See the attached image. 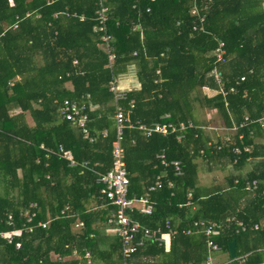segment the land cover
<instances>
[{"label": "trees", "instance_id": "1", "mask_svg": "<svg viewBox=\"0 0 264 264\" xmlns=\"http://www.w3.org/2000/svg\"><path fill=\"white\" fill-rule=\"evenodd\" d=\"M262 1L102 0L108 8L105 26L114 55L109 70L99 36L92 30L98 0H0V233L21 230L11 237V244L0 238V264H122L118 238L101 237L92 229L96 221L106 222L111 208L90 212L85 205L89 200L105 205L98 199L96 180L111 166L114 140L107 83L128 64L135 66L140 85L120 103L124 109L129 101L134 105V118L122 140L128 197L144 194L154 176L165 171L161 188L150 193L151 216L133 213L131 217L149 229L160 227L163 234L168 222L175 232L165 236V245L150 243L137 249L129 261L203 264L204 237L183 233L192 221L202 219L219 223L214 242L222 253L228 254L227 244L235 242V258L226 264H264V231L253 230V225L264 221V160L245 176L238 174L248 158L264 156V143H254L264 128L254 123L239 129L227 145L195 116L198 110L214 111L226 128L231 127L229 117L236 125L244 116L254 121L263 117ZM193 4L197 16L189 14ZM63 12L83 14L85 20L53 17ZM15 22V30H6ZM217 40L223 42L221 63L210 56ZM219 86L227 92V108L220 94H202L204 88L218 91ZM66 99L87 108V136L60 117L59 107ZM162 122L186 126L183 138L176 140L181 132L144 136L135 127ZM40 144L53 152L60 146L86 167H68L55 154L45 159ZM233 146L249 148L234 164ZM158 154H163L166 164L179 161L182 175L174 176L171 165L162 167ZM197 156L208 169L219 158H228L234 171L226 178V190L197 188ZM252 180L257 183L255 190L245 191L244 183ZM168 182L171 188H166ZM31 203L36 205L34 221L49 218V223L44 230L34 228L28 233L19 214ZM7 216H11L9 225ZM76 219L82 227L73 232ZM237 222L244 231L236 232ZM73 249L80 256L87 252L88 259L49 260L51 253L62 258Z\"/></svg>", "mask_w": 264, "mask_h": 264}, {"label": "built area", "instance_id": "2", "mask_svg": "<svg viewBox=\"0 0 264 264\" xmlns=\"http://www.w3.org/2000/svg\"><path fill=\"white\" fill-rule=\"evenodd\" d=\"M149 3L155 2V0H148ZM209 2V0H206ZM148 11V8H146ZM94 26L93 32L99 36V42L101 44V49L105 52L107 56V63L105 67L107 69H111L114 62V55L109 48L110 36L106 33L105 23L108 19V8L103 5L102 0H98L97 6L94 9ZM189 14L192 16L198 15V9L196 5L193 6L189 10ZM59 15H63L64 17H76L79 22L85 20V16L83 14L79 16H75V14L67 13H59L54 14L53 17L56 18ZM30 14H26L25 17H29ZM201 21L202 18H199ZM16 28V22L10 26V29ZM223 42L217 40V46L210 53V56L213 57L214 63H221L224 61L223 55ZM72 64L75 65L76 61H72ZM217 85H220L219 76L215 75ZM242 80V78H241ZM240 80V81H241ZM107 91L112 95V107L114 110L113 113V130H114V140L111 143V166L109 170H107L104 174L98 176L96 183L100 185V189L98 190V199L101 201H105V205L111 208V212L106 220V226L109 227L116 238H118L120 243V252L122 257V264H132L129 261L131 255L136 252L137 249L143 248L147 244L156 243L158 246L165 245L166 240L165 236L172 237L174 235V230L169 226L168 222L164 223V229L166 233L163 234L161 232V228L157 227L156 229H149L140 225L136 220H134L131 215L136 213L142 216H151L154 209V202L150 198V193L161 188V180L165 177V171L162 170L157 175L154 176L153 184L149 186L144 194L139 197H128V186L129 180L127 176V172L124 167L123 161V148H122V140H123V131L130 127L128 124L130 120H128V115L132 113L134 108L133 102L129 101L127 103V108L124 109L121 106V102L126 98L125 89L119 87L116 84L115 78H112L107 83ZM233 88H229V92H232ZM216 94H220L223 99L224 108H227V101L225 100V96L227 92L221 89L219 86ZM87 108L83 104H77L76 102L63 100L59 107V115L60 117L69 122L70 125L76 127L80 130V132L87 136L86 122H87ZM162 118H167V116H163ZM258 123L260 127L264 128V115L261 119L256 121L249 119L247 116H244L242 121L237 125L231 121V127H221V129L217 131H224V134L218 136H222V143H230V136L236 135L239 129L245 128L248 125ZM190 127L191 125L188 124ZM187 126V127H189ZM136 129L139 130L144 136H149L151 134H159L165 136L170 133H179L176 136V140L180 141L183 138L184 131L186 126L179 124L178 127L169 123H153L149 126L137 124ZM105 131H103L102 135H105ZM248 134L251 136L252 131L250 130ZM243 138L242 134L238 135V139L241 140ZM228 145V144H227ZM39 149L45 152L44 158L48 159L51 154H55L58 158L65 160L67 162L68 167H76L80 166L82 168L86 167V163H76L69 152L65 151L62 147L58 146L57 151L53 152L49 149H46L42 144L39 145ZM230 152L235 157L232 163H236L238 157L243 152H249V148L244 146L242 148L233 146L230 149ZM200 154H203L200 151ZM156 158L159 160V164L162 167L171 165L173 169L174 176H181L182 171L180 170L179 161H171L166 164L164 161L163 154H158ZM38 163V160H36ZM47 178V177H46ZM237 181L235 180L234 183ZM256 181L252 180L251 182L244 183V190L247 192L254 191L256 188ZM172 184L170 182L167 183L166 188H171ZM187 198H190V194L187 195ZM36 205L31 203L27 208L22 210L19 216L24 220L22 227L28 233H31L34 228H40L42 230L46 229L49 221H34L36 218V211L34 209ZM67 209V208H66ZM64 211V210H63ZM63 211L60 214H63ZM11 221V216H7V224L9 225ZM34 225H33V224ZM239 229L237 231H244L245 228L241 222L236 223ZM74 227L79 229L82 227V223L80 221H75ZM220 229L219 223L205 221L202 219L192 221L191 227L185 229L183 232L186 236H190L193 234H202L204 237V244L206 250V256L203 261V264H219L215 262L214 256L220 252L219 246L214 242V238L217 234V231ZM253 230H263L264 224H255L253 225ZM21 230L11 231L0 233V238L6 240L7 244H11V237L18 236ZM15 249L19 248V244L14 245ZM264 251V248L262 249ZM84 259H88V253L84 254ZM244 259L241 257L240 260ZM87 262V261H86Z\"/></svg>", "mask_w": 264, "mask_h": 264}, {"label": "crops", "instance_id": "3", "mask_svg": "<svg viewBox=\"0 0 264 264\" xmlns=\"http://www.w3.org/2000/svg\"><path fill=\"white\" fill-rule=\"evenodd\" d=\"M261 8L264 11V0L261 3ZM17 25V23H16ZM10 26L6 27V30L10 29ZM11 29V30H15ZM115 78L116 84L125 89L126 93L129 91H134V90H139L140 85L137 81L136 78V68L133 64H128L125 68V70L121 73H119ZM65 88L67 90H70V85L66 84ZM202 94H204L207 97H212L214 95H216V90H211V89H207L204 88L201 90ZM92 109H94L92 107ZM213 115H216V113L214 111H208V110H198L195 113V116L197 118V121L199 124H204L206 123V127L208 126V118L212 117ZM166 116V115H165ZM230 122L232 120L231 117H229ZM72 126V125H71ZM207 129V128H206ZM208 131H214L213 129H209ZM103 133V132H102ZM214 137H217V134L214 132ZM90 140V139H89ZM254 143L257 144H261L264 143V134L261 133V135H259V137H255L254 138ZM203 153V151H202ZM204 154V153H203ZM201 156H197V158L194 160V164L196 165V177H197V188H199L201 191H206L207 189H210V191H212V189L214 188H222L223 190H226L227 188V181L226 178L228 176V174H232L230 172H233V167L228 163V158L227 157H222L219 158L221 161H218V164H216V166L214 167H210V169H208V167L202 162V158H200ZM203 157V156H202ZM204 158V157H203ZM262 160H264V156H258L257 158H248L241 169L238 170V174H240L241 176H245V174H247L248 172H250L251 170L254 169V167L256 166V164L259 162H261ZM236 173V172H235ZM233 173V174H235ZM106 205L104 204H100V205H96V203L94 204V201L89 200L87 202V204L85 205L86 211H90V212H94V210H98V211H104V209H106ZM49 221V218L46 220ZM75 221H79L78 219H76ZM45 222V221H43ZM264 221L260 222L261 224ZM74 229V227H73ZM92 229H96V231L98 232L99 236L101 237H116L114 235V233L112 232V230L106 226V222L103 223V221H96L93 225H92ZM75 230V229H74ZM87 253V252H85ZM84 253V254H85ZM84 254L82 256H80L76 250H71V254L69 255H65L61 257H58V255L56 254H49V260L51 262L54 261H59L60 262H64V261H68V260H78L79 258H83L84 259ZM221 251L219 252V255L217 254L216 256H214V260L215 262H218L219 264H226L224 262H220L219 260L221 259L222 256Z\"/></svg>", "mask_w": 264, "mask_h": 264}, {"label": "rangeland", "instance_id": "4", "mask_svg": "<svg viewBox=\"0 0 264 264\" xmlns=\"http://www.w3.org/2000/svg\"><path fill=\"white\" fill-rule=\"evenodd\" d=\"M221 127H224V125L222 123V120L220 119V117L217 114L208 118V126L206 127L207 130H208V128L213 129L214 130L213 132H215L216 134L222 135V134H224V131H217V130L221 129ZM0 194H1V187H0ZM73 227H74V225H73ZM74 229L77 230L75 227H74ZM74 229L72 228L73 232H76ZM218 255H219V253H218ZM216 257H218V256H216ZM228 260H229L228 254L224 253V254H222L221 259L219 261L226 263ZM217 262H218V260H217Z\"/></svg>", "mask_w": 264, "mask_h": 264}, {"label": "water", "instance_id": "5", "mask_svg": "<svg viewBox=\"0 0 264 264\" xmlns=\"http://www.w3.org/2000/svg\"><path fill=\"white\" fill-rule=\"evenodd\" d=\"M134 116L133 114L128 115V120H133ZM227 249H228V256L230 259L235 258V242L232 240L227 244Z\"/></svg>", "mask_w": 264, "mask_h": 264}]
</instances>
